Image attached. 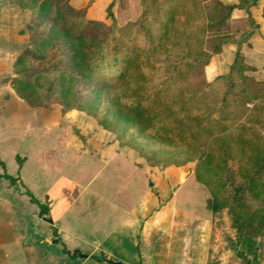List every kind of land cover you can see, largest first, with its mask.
<instances>
[{
  "label": "rangeland",
  "instance_id": "1",
  "mask_svg": "<svg viewBox=\"0 0 264 264\" xmlns=\"http://www.w3.org/2000/svg\"><path fill=\"white\" fill-rule=\"evenodd\" d=\"M32 1L24 0L21 4ZM221 5L229 6L227 0H112L98 13L97 19H89L84 11L74 13L85 21L104 25L86 26L87 37L99 39L111 30L109 39L115 38L123 55L136 50V62L128 73L126 86L137 88L139 84L151 92L167 84L172 114L164 113L159 102L149 108L150 115L161 111L159 116L163 120L170 113L164 120L167 128L160 131V137H154L153 124L148 120L144 124L120 121L117 103L110 104L106 113V101L99 98L97 90L93 91V85L99 84L68 81L65 70L82 76L88 72L66 48L73 36L67 42L64 37L70 31L75 33L79 24L73 21L74 14L69 10L59 12L55 18L44 16L39 24L32 26L31 11L21 7L29 11L21 34H27L26 50L30 52L27 60L20 63L17 58L12 64L11 81L14 92L22 99L26 97L32 109L42 113L61 110L64 116L75 119L94 136L102 138L108 147H120L138 156L141 164L148 163L156 169L187 167L194 174L200 155L210 153L212 160L206 166L205 187L211 197L209 206L216 198L220 208L213 213L209 264H247V260L264 264V230L253 233L248 228L242 232L236 229L230 195L234 187L228 179L234 178L235 185L248 184L251 191L241 193L242 205L237 209L249 222L251 216H258L251 221L258 223L259 215L264 216V161L260 164L254 152L258 137L264 145V68L253 67L244 59L248 68L241 70L234 81L225 78L236 53L240 51L243 55V43L238 48L236 43L223 42L220 51L216 47L226 37L239 40L250 26L243 19L231 22V13ZM112 46L109 44L108 48L111 50ZM118 68L116 65L111 69L115 78ZM208 84L213 88H206ZM113 85L104 84L102 94L112 90L120 96L133 94L125 86L110 89ZM50 87L79 89L78 105L71 97L60 99L57 93L47 90ZM41 101L46 105L40 106ZM81 106L83 110L79 109ZM177 126L183 131L179 136L174 135ZM250 177L257 181H249ZM240 236H251L252 244L248 245Z\"/></svg>",
  "mask_w": 264,
  "mask_h": 264
},
{
  "label": "crops",
  "instance_id": "2",
  "mask_svg": "<svg viewBox=\"0 0 264 264\" xmlns=\"http://www.w3.org/2000/svg\"><path fill=\"white\" fill-rule=\"evenodd\" d=\"M64 1L97 19L112 0ZM227 5L250 26L245 61L263 70L264 0ZM28 12L0 0V264H209L211 197L187 167L141 164L14 92Z\"/></svg>",
  "mask_w": 264,
  "mask_h": 264
},
{
  "label": "trees",
  "instance_id": "3",
  "mask_svg": "<svg viewBox=\"0 0 264 264\" xmlns=\"http://www.w3.org/2000/svg\"><path fill=\"white\" fill-rule=\"evenodd\" d=\"M12 1L20 7H24L26 5V3L25 5L21 4V2H23L24 0L22 1L12 0ZM221 6L224 10L227 11L228 14H230L232 10L236 7V6H225V5H221ZM25 8H28L33 15L32 24H31L32 26L39 24L38 22L42 21L44 19V16L45 17L51 16L55 18V16L59 15L58 14L59 12H62L64 10H69V13H73V14L77 12L73 7H71L64 0H33L30 4L27 3ZM166 14L165 16L168 17L169 14L167 15ZM64 17H65V14H64ZM61 19L62 18H59L58 20H61ZM74 20L75 22L77 21V23L79 24L76 26V29H74L75 33H72L70 31L69 35L64 37V40H66L67 42V40H69V37L71 35L73 36L72 41L68 42V44L66 45L67 46L66 48L67 50H71V53H72L71 56H73V59L75 60L80 59V64H81L80 66L84 67L88 72L87 74H84L82 76L81 74H75L74 71L72 70H65L64 73H68L69 75L68 81L74 84V82L78 80H85L88 83L99 84L100 86L93 85V91L97 90L99 98L101 97V99H104V102L106 101L107 103V105L105 106L106 113L110 111V104L117 103L118 104L117 116L120 118V121L124 122L125 124H129L130 122L134 124H142V123L144 124V122L148 120V122L153 124L152 130L155 133L154 137H160L161 136L160 131L167 128L164 120L166 119V117L170 115V113L172 114V112L169 109V104H168L169 99H168V93H167V89H168L167 84L160 85L156 87L154 90H152L151 92H150L151 90L150 88H144V87L141 88L139 84H137L136 86L137 88L133 86H128V85L126 86V84H129L127 83L128 73L130 69L133 67L134 63L136 62V58H137L136 50H133L131 54L123 55L121 52L120 46L116 43L115 38L112 37L111 41L109 39L113 31L108 30V32L104 33V36L99 39L87 37L88 35V33L86 32L87 30L84 29L86 26L91 25L95 27H103L104 25L102 23H99V22L90 23L89 21L83 20L76 14H74L73 16V21ZM69 29L72 30V28H69ZM243 39H244V35L238 41L235 42L238 48H240V45L243 43ZM228 41L231 42L232 40L227 37L224 38L223 41H221V43L216 47V51H220L222 43L223 42L228 43ZM109 44H113L111 50L108 48ZM29 52L30 50L24 51L18 57V62L21 63L24 60H27L28 58L27 55L29 54ZM119 56H121L122 58H120ZM195 61H198V60L196 59ZM204 62L208 63V60H205ZM116 65H118V67L120 68H118L119 74L115 78L114 73L111 71V69H113ZM244 68H248V67L244 62V56L241 54L240 51H238L235 55V60L232 65L231 71L229 75L226 76L225 78L231 81H234L235 80L234 78L237 77L236 75H240L241 70H243ZM118 83L119 84L121 83V84L118 85ZM104 84H108V85L114 84L113 86H109L110 89H114V88L116 89V88H120V86L121 87L125 86L126 88H128V90H131L133 94L132 95L122 94V96H120L117 92L115 91L113 92V90L108 92V94L107 92L105 94H102L103 90H101V88L102 86H104ZM209 86L213 88V85H210V84L206 85V88ZM47 90L50 91L51 93L53 92L57 93L60 99H62L63 97L65 98L71 97L73 101L75 100L74 103L78 105V99L80 98L79 89L67 88L66 90H55L52 87H50ZM149 93L150 94L152 93L151 96ZM125 95H126V98H125ZM23 99L26 102H28V99H26V97H23ZM156 103L160 105L161 107H163L162 111H165L164 113H168V111H170L168 116L163 117L164 120L161 119L162 117L160 118L159 116L162 113L161 111H159L158 113L154 115L153 113L151 115L149 114V108L151 106H154ZM40 104H41L40 106L46 105V104H42V101L40 102ZM81 107L82 108H79V109L83 110L84 109L83 106ZM104 123L105 122L103 121L102 124ZM209 123L212 124V121H210ZM177 129H179L180 131L175 133ZM180 132H183V131L181 130V127L177 126V128H175L174 130V135L179 136ZM259 138L260 137H258L259 141L257 140V143L255 144L254 153L258 155L257 161L260 164H262L264 161V148H263L264 145L263 143H259L261 141V139ZM168 139L169 138L167 139L165 138V140H168ZM243 151H244V148H243ZM210 155H211L210 153L206 155H200L201 158L199 159V165L197 166V169L194 173L196 180L202 183L203 185L207 184L206 181H208V177L206 176V171H208V169L206 166L211 164L212 159ZM228 179L230 181L231 186L234 187L233 192H231L230 195L232 197L231 208H232V214L234 217L236 229L239 232H242L244 228H248L252 230L253 233H261L264 230V216L259 215L258 223L254 224L251 221L256 215L251 216L250 222H249L248 220L249 218L246 215L242 217L244 214H241L240 209H237V207L242 205L241 201L243 197L240 195L241 193L246 192V190L248 189V184L241 182L238 185H235L236 181L234 180V178L229 177ZM255 180L257 181V179L253 180V178L251 177L249 178V181L253 182ZM224 185L225 184L221 186H224ZM252 185H256V184L253 183ZM216 193L220 194V192L218 191ZM211 201H212L211 203L212 212L213 213L217 212L220 208L217 199L213 198V200ZM246 220L248 222H246ZM240 238L243 239V241L247 243L248 245L252 244L251 236L250 237L240 236ZM246 263L252 264L248 260L246 261Z\"/></svg>",
  "mask_w": 264,
  "mask_h": 264
}]
</instances>
